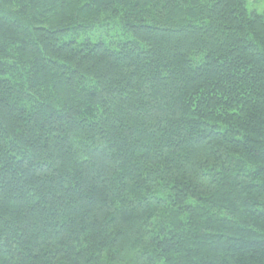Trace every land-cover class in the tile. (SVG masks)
<instances>
[{"label": "trees", "instance_id": "trees-1", "mask_svg": "<svg viewBox=\"0 0 264 264\" xmlns=\"http://www.w3.org/2000/svg\"><path fill=\"white\" fill-rule=\"evenodd\" d=\"M0 264H264V14L0 0Z\"/></svg>", "mask_w": 264, "mask_h": 264}, {"label": "rangeland", "instance_id": "rangeland-1", "mask_svg": "<svg viewBox=\"0 0 264 264\" xmlns=\"http://www.w3.org/2000/svg\"><path fill=\"white\" fill-rule=\"evenodd\" d=\"M250 11L264 14V0H247Z\"/></svg>", "mask_w": 264, "mask_h": 264}]
</instances>
